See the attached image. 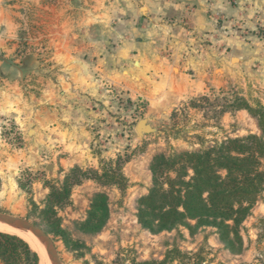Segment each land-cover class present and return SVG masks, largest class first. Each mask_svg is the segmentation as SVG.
<instances>
[{
    "label": "rangeland",
    "instance_id": "374dc122",
    "mask_svg": "<svg viewBox=\"0 0 264 264\" xmlns=\"http://www.w3.org/2000/svg\"><path fill=\"white\" fill-rule=\"evenodd\" d=\"M65 3L69 2L0 0V93L16 83L29 104L37 103L47 91L69 92L63 101L45 110L49 119L57 120L45 124L48 147L33 146L37 150L31 151L25 127L15 122L14 114L0 113V212L43 228L39 210L49 192L47 185L59 184L71 167L93 176L91 171L100 174L110 163L116 168L120 158L125 179L122 190L92 177L81 178L71 188L68 202L55 208L61 227L84 244L78 251L68 250L60 238L49 234L61 264H138L165 257L166 264H264V191L240 225L243 250L239 254L224 249L213 227L201 228L194 235L184 227L151 234L136 217V202L151 186L149 163L154 156L200 151L229 138L261 135L256 119L245 110L225 112V107L234 97L253 106L264 105V78L251 79L250 73L241 72L243 78L230 76L224 85L188 96L168 111L107 82L93 94H84L79 106L75 89L61 87L62 79L71 82L75 76L61 68L59 51L72 43L75 46V41L61 37L70 32V26L63 25L65 18L75 19L73 12L63 9ZM70 4L75 6V0ZM141 119L151 125V132H136ZM75 128L86 130L87 135L76 137ZM61 158L66 162L61 163ZM96 192L107 196L109 218L99 233L88 235L74 224L85 218Z\"/></svg>",
    "mask_w": 264,
    "mask_h": 264
},
{
    "label": "crops",
    "instance_id": "0c3cea01",
    "mask_svg": "<svg viewBox=\"0 0 264 264\" xmlns=\"http://www.w3.org/2000/svg\"><path fill=\"white\" fill-rule=\"evenodd\" d=\"M71 1L63 9L75 19L65 18L70 32L61 37L75 46L59 52L62 71L75 76L61 87L75 89L79 106L107 82L168 111L230 76L243 78L241 72L264 78V0H75L73 7ZM9 88L0 93V113L25 127L31 151L48 147L44 127L54 119L45 110L69 92L47 91L28 104L16 83ZM78 134L87 132L75 128Z\"/></svg>",
    "mask_w": 264,
    "mask_h": 264
},
{
    "label": "trees",
    "instance_id": "16d2710c",
    "mask_svg": "<svg viewBox=\"0 0 264 264\" xmlns=\"http://www.w3.org/2000/svg\"><path fill=\"white\" fill-rule=\"evenodd\" d=\"M225 108V112L245 110L256 119L261 135L229 138L200 151L154 156L149 163L151 186L136 202V217L151 234L184 227L194 235L201 228L213 227L224 249L239 254L243 250L240 225L264 191V105L253 106L242 97H234ZM120 162L118 158L116 168H112V163L104 166L100 174L91 171L93 176L74 166L59 184L47 185L49 192L39 217L44 230L60 238L68 250L78 251L84 244L73 240L61 227L55 208L68 202L71 188L81 178L92 177L103 185H115L122 190L125 179L120 173ZM108 218V198L96 192L85 218L74 225L79 232L95 235ZM165 258L138 264H166ZM0 262L38 264V256L18 236L0 232Z\"/></svg>",
    "mask_w": 264,
    "mask_h": 264
},
{
    "label": "water",
    "instance_id": "95a60500",
    "mask_svg": "<svg viewBox=\"0 0 264 264\" xmlns=\"http://www.w3.org/2000/svg\"><path fill=\"white\" fill-rule=\"evenodd\" d=\"M135 130L138 134H146L153 129L146 119H141L137 122ZM0 221H3L14 227L27 230L37 236L44 245L45 251L49 258L50 264H61L58 256L57 248L52 237L39 225L21 217L9 215L0 212ZM36 253V252H35ZM43 264H47V259H43Z\"/></svg>",
    "mask_w": 264,
    "mask_h": 264
},
{
    "label": "bare ground",
    "instance_id": "6f19581e",
    "mask_svg": "<svg viewBox=\"0 0 264 264\" xmlns=\"http://www.w3.org/2000/svg\"><path fill=\"white\" fill-rule=\"evenodd\" d=\"M0 232H5V233H9V234H13V235L18 236L23 241H25L33 251H35L38 254V256L40 258V261H39L40 264H43L44 258L47 259V264H50L49 258H48L46 251H45L43 243L41 242V240L37 236H35L31 232L17 228V227H14V226L9 225L3 221H0Z\"/></svg>",
    "mask_w": 264,
    "mask_h": 264
}]
</instances>
